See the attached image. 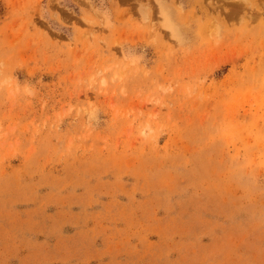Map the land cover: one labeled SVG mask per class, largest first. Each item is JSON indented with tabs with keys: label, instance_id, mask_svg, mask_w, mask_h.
I'll return each instance as SVG.
<instances>
[{
	"label": "rangeland",
	"instance_id": "rangeland-1",
	"mask_svg": "<svg viewBox=\"0 0 264 264\" xmlns=\"http://www.w3.org/2000/svg\"><path fill=\"white\" fill-rule=\"evenodd\" d=\"M0 264H264V0H0Z\"/></svg>",
	"mask_w": 264,
	"mask_h": 264
}]
</instances>
